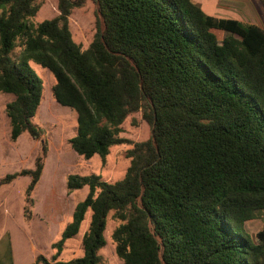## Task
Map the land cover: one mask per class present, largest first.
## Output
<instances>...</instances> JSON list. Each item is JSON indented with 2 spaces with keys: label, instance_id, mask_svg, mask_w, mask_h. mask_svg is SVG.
<instances>
[{
  "label": "trees",
  "instance_id": "trees-1",
  "mask_svg": "<svg viewBox=\"0 0 264 264\" xmlns=\"http://www.w3.org/2000/svg\"><path fill=\"white\" fill-rule=\"evenodd\" d=\"M55 1L59 13L35 24L45 0H0L10 139L41 141L34 168L1 177L0 189L30 177L24 216L33 218L50 151L34 122L46 83L34 66L50 72L53 98L76 114L71 149L106 162L129 146V165L115 182L67 176L68 193L88 194L51 259L33 264H105L109 220L123 264H264V229L253 236L246 228L264 210V29L208 15L194 0H91L97 19L85 44L71 15L88 0ZM135 114L151 128L146 140L124 136ZM77 237L80 254L58 260Z\"/></svg>",
  "mask_w": 264,
  "mask_h": 264
},
{
  "label": "rangeland",
  "instance_id": "rangeland-1",
  "mask_svg": "<svg viewBox=\"0 0 264 264\" xmlns=\"http://www.w3.org/2000/svg\"><path fill=\"white\" fill-rule=\"evenodd\" d=\"M202 3L203 11L208 15H215V8L217 0H195ZM58 7L55 0H45V3L39 13V16L33 19V23H39L44 19H50L58 14ZM2 10H0V15ZM96 10L95 4L88 0L82 8L75 9L71 15V24L74 37L77 41L89 43L93 30L96 24ZM221 39L222 32H217ZM38 75H43L45 78V98L42 106L34 119L38 125L45 129V139L50 144V151L46 161L44 174L36 187L34 193L35 206L32 209L34 213L42 221L51 215L57 222L62 221L60 225V233L51 237V242L55 243L61 239L62 226L69 222L72 218L73 211L78 202L82 201L88 194V188L72 193L67 192L66 178L71 173L90 174L96 173L101 175L102 179L108 182H115L119 180L125 173L129 159L126 157V150L129 146L115 147L111 154L107 157L106 162L96 155L90 160H85L83 157L76 154L69 145V139L76 133L77 117L76 114L69 108L61 106L53 98L51 92L53 77L48 71L38 66L33 67ZM12 100V96L7 94H0V154L3 156L0 166V178L5 176L9 171L15 172L21 170L25 165L35 161L40 152L41 141L35 140L28 134H23L17 141L10 140L9 119L7 117L5 107L6 104ZM137 119L138 124L134 125L132 118ZM125 127L124 136L134 141H143L150 137L151 128L141 120L140 114H135L130 117ZM9 162L12 164H6ZM20 162V163H15ZM9 165V166H7ZM18 186L14 192L18 194L16 202L21 203V197L18 191H23L26 185L25 179L21 178ZM23 193V192H22ZM23 201V200H22ZM36 201L38 205L36 207ZM37 208V209H36ZM43 210H48L47 216L43 217ZM50 212V213H49ZM30 221V220H29ZM28 222V221H27ZM88 222H85V228ZM115 227V223L109 220L106 238L107 246L101 251L105 259V264H123L115 253V246L110 240V235ZM247 231L256 236L262 229H264V210L258 211L257 218L249 221L246 224ZM46 238L44 239L45 242ZM47 241V240H46ZM68 244H73L71 250L80 248V238H74L66 241ZM78 248V249H79ZM71 254V253H69ZM68 254V255H69ZM80 254V251H79ZM78 255V254H75Z\"/></svg>",
  "mask_w": 264,
  "mask_h": 264
},
{
  "label": "crops",
  "instance_id": "crops-1",
  "mask_svg": "<svg viewBox=\"0 0 264 264\" xmlns=\"http://www.w3.org/2000/svg\"><path fill=\"white\" fill-rule=\"evenodd\" d=\"M196 3L202 7L200 1ZM215 12V17L235 19L260 26L264 29L262 0H217ZM2 159L3 156L0 154V166H2ZM28 162V165H25L21 170L34 168L35 161ZM6 164L12 165L14 163L10 164L6 162ZM9 172L11 173V171ZM15 172H19V170ZM21 178L25 179L26 185L23 191H18L20 194H23L21 203H19L16 202L18 200L16 197H19V195L14 193L16 189L13 188L18 186L19 182L17 181H20ZM29 183L30 177H19L12 184L0 189V264H33L38 255H44L47 259H51L54 254L52 248L53 242H51L52 239L48 233H51L52 236L58 235L62 221H55L51 215L42 221L35 213L30 221H26L24 216V196ZM36 203L37 207L39 203L38 201ZM47 211L43 210V217L47 216L45 214L48 213ZM45 238L47 241L45 240L44 242ZM72 247L73 244L66 242L65 249L58 260L76 258L79 255L80 249L78 247L75 253V249L71 250Z\"/></svg>",
  "mask_w": 264,
  "mask_h": 264
}]
</instances>
